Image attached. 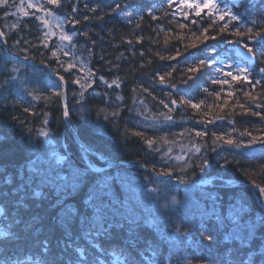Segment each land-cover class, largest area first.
I'll use <instances>...</instances> for the list:
<instances>
[{"label": "trees", "instance_id": "obj_1", "mask_svg": "<svg viewBox=\"0 0 264 264\" xmlns=\"http://www.w3.org/2000/svg\"><path fill=\"white\" fill-rule=\"evenodd\" d=\"M22 2L26 6L27 0L0 5V31L7 33L6 44L19 57L12 58L0 38V84L7 81L0 87V264H264V202L252 186L264 190V144L235 148L220 142L212 148L211 137L212 132L227 134L233 127L238 129L237 139L245 129L264 135L258 131L264 128L259 117L239 115V104L248 105L244 91L256 94L261 92L259 85L250 89L247 83H211L222 78L216 71L220 67H246L250 80L264 79V40L245 37L237 44L234 35L236 28L264 32V0H214L237 20L218 22L216 28L230 23L226 33L210 30L208 35L215 39L188 51L184 47L192 34L200 35L211 23L207 11L200 18L190 11L185 19L177 11L179 5L169 0H62L63 6H51L52 10L71 18L76 4V18L82 21L64 30L69 35L88 30L89 37L78 34L61 46L59 29L53 27L57 35L45 48L40 38L46 29L34 19L33 10L27 17L17 11ZM85 3L89 8L98 5L97 12L85 10ZM117 3L121 7L111 12ZM149 11L168 15L153 21ZM84 15H104V20L83 21ZM179 23L187 28L179 29ZM12 24L17 28L11 29ZM138 36L143 39L137 41ZM25 39L30 44H24ZM244 43L255 50L253 64L236 54V47ZM177 49L183 54L175 60L162 61L155 55H175ZM200 59L213 64L183 83L185 70ZM68 63L75 67L69 69ZM173 65L176 71L160 84L159 76ZM50 71L65 78L69 118L79 138L98 156L131 166H110L78 144L64 120L61 84ZM89 74L91 88L83 89L81 98L80 84L74 81L85 83ZM100 76L108 85L119 78L120 86L109 87ZM170 83L177 87L170 88ZM228 91L235 95L228 98ZM168 92L176 105L169 103ZM216 92L221 93L219 99ZM37 95L51 99H35ZM225 98L228 105L221 111L217 105ZM160 100L173 109L171 121L148 118L168 111ZM187 101L203 103L195 110ZM114 111L119 115L113 116ZM42 112L48 114L46 120ZM216 115L226 119L200 122ZM152 124L156 126L146 127ZM195 131L208 135L196 137ZM146 139L154 141L153 148ZM193 145L205 151H190ZM180 155L188 161L186 166L175 159ZM168 174L172 178H160ZM207 178H213L210 184H199Z\"/></svg>", "mask_w": 264, "mask_h": 264}, {"label": "snow or ice", "instance_id": "obj_2", "mask_svg": "<svg viewBox=\"0 0 264 264\" xmlns=\"http://www.w3.org/2000/svg\"><path fill=\"white\" fill-rule=\"evenodd\" d=\"M173 3H176L179 5V8L177 9V11H179L180 15L182 17H184L185 19L190 18V11L194 12L195 17H197V18L202 17V14L205 11H207L208 20L211 21V23L208 24V27L203 28L200 35H196L195 33L192 34V38L190 39V42L185 45L184 51H188L189 49H196V48H198V45L204 44L206 41H208L210 39H215L216 38L215 36L208 35L210 30L216 32L218 35H223L224 33H226L230 27V23H222V26H220L219 28H216L215 25L218 22H224L226 20L231 22V21L237 20V17L235 15H233L231 12L221 11L217 7V5L214 3V0H169V4H173ZM0 5H2L4 7H10L11 6L9 4V0H0ZM51 6H55L57 9L61 8L63 6L62 0H43V2H40V0H27L26 6L24 5L23 2L17 6V11L22 13L25 17L29 16V14H30L28 11L29 9L33 10L32 15H33L34 19L38 20L40 22V24L43 25L44 28L46 29L43 33V36L40 38V43L45 48L48 47V43H47L48 39H50L52 36L57 35V33L55 31H53V27L59 29L58 37H59V42H60L61 46L64 45V42H71L73 40V37L78 35V34H82L84 37H89V31L88 30H85L83 33H78L76 31H73L71 35H69L64 30L65 25H67V24L78 25L82 22L81 19L76 18L77 12H78V8H77L76 4L72 5V16H71V18H69L68 16L57 15L56 12H54L52 10ZM120 7H121V5L117 3V4H115L114 7H110V11L111 12L118 11ZM84 8H85V10L95 14L97 12L99 6L97 5V6L89 8L88 4L85 3ZM180 8L184 9V11H180ZM37 13H40V14L37 15ZM8 15H9V13H5V17H7ZM13 15H15V14L13 13ZM148 15L151 17V19L153 21H159V20L164 19V17H166L168 15V13L166 11H164L162 16H156V15L152 14V11H149ZM172 15L175 16L176 13L174 12V13H172ZM82 20L83 21H91V20L103 21L104 15H91V16L84 15L82 17ZM139 20L143 21L144 16H140ZM52 21H55V25L52 24ZM197 22L198 21H196V20L192 21L193 24H196ZM129 23H131V21H129ZM140 26H141L140 23H136V25H135L136 28H140ZM9 27L11 29H16L17 25L12 24ZM157 27L160 28V31H163V28H161L159 24H157ZM178 27H179V29L183 30V29L187 28V25L184 23H179ZM6 35H7L6 32L0 31V38L5 37ZM234 35L238 38L235 41L237 44H239L241 42V39L245 38V37L247 39H252V40H256V39L264 40V32L257 31L255 33H253L252 28H248L246 32L241 31L239 28H236ZM136 39H137V41H140L143 39V37L138 36ZM177 39H180V36H177ZM22 42L24 44H30V41H28L26 39L23 40ZM91 42L93 44H95V41H91ZM152 42L156 43L155 40H153ZM168 42H169L168 38L166 37L164 40V44L167 45ZM14 43L18 47L19 44L21 43V40L18 39ZM132 43H133V41H131V40L128 41L129 45H131ZM35 46L36 45H32V47H35ZM243 48L246 49L249 56H251L253 59H255V50L252 47H250L247 43H244ZM24 51L27 52V48H25ZM51 54L53 57L57 56L56 51H53ZM182 54L183 53L179 49L176 50L175 55L165 56V55H162L160 52L155 53V55L158 56L159 59L162 61L163 60H175L177 56H181ZM64 55L67 56L68 53L64 52ZM133 55H135V53H133ZM140 55L143 56L144 53L141 52ZM122 57H123V53H121V56L117 57V59H120ZM262 57H264V56H262ZM28 58L34 59V57H28ZM101 59H103V57H101ZM42 62H44V61H42ZM148 63H151V61H148ZM212 64H213V61H211V60H205V59L194 60V63L185 70V72L187 73V79L183 80V83H187L188 80H191L198 72L201 71V69H204V68H206ZM67 67L69 69H71V68L75 67V65L72 63H68ZM227 67L229 69H231V65H228ZM83 70H84V68L82 67L81 71H83ZM12 71L17 72L18 69L13 68ZM53 71L55 72L56 70L53 69ZM175 71H176V67H175V65H173L171 70L168 71L167 73H165V75L159 76L158 82L160 84L167 83L166 77H171L173 75V72H175ZM216 71L221 74L222 78L212 79L211 83L213 85L223 86V85H231L235 82H239V83H247L249 85L250 89H255L258 85L261 87V92H257L256 94H253V91H250V90L244 91V97L247 99L248 105L246 106L245 104H239V107L243 110L241 113H239V115H251L254 117H259L261 125H264V79L250 80L249 79L250 73L246 67H238L234 71L233 70L226 71L224 67H220V68L216 69ZM261 71H262V73H264V69H262ZM229 77L231 79H229ZM12 79H16V77H12ZM64 79L65 78L63 76H60L61 81H63ZM88 80H91V74H89L85 83H81L79 79L74 81V83L80 84L81 91H80L79 95L81 98L84 96L83 89L91 88V83H88ZM99 80L101 82H103L105 85H108V81L105 80V78L103 76H100ZM6 83H7V81H5V84ZM5 84H0V87H4ZM108 86L109 87H119L120 86L119 78L113 79L111 81V84ZM169 87L175 89L177 87V85L175 83H170ZM143 91L148 92V89L143 88ZM204 91L207 92V89H204ZM57 95H59V94H57ZM166 95H167L169 103L171 105H176L178 103V101L176 99L172 98V95H173L172 92H168V93H166ZM234 95H235V93L233 91L227 92L228 98H231ZM215 96L217 99H219L221 96V93L216 92ZM34 98L35 99H44L45 101H49L51 99L48 96H40V95H37ZM116 98L118 100L123 99L122 96H117ZM153 99H155V97H153ZM169 103H165L164 100H160L159 104L162 105L165 109H168V111L167 112H160V113H158L152 117H148V118L152 119L153 121H156L160 118H163V120H165V121H171L173 119V117L171 115L173 109L169 107ZM183 103L184 102L181 101V105ZM187 103L191 106L192 109L199 110L201 108V104L203 103V101H201L200 103H193L191 101H187ZM227 105H228V99L225 98L224 103L217 105V107L221 111H223L227 107ZM236 106L237 105L234 104L232 107L235 108ZM209 107H211V105H209ZM25 112H27V109H25ZM41 115H43L45 117V120L47 119L48 114L46 112H42ZM65 115H67V112L65 113ZM112 115L117 116V115H119V112L114 111L112 113ZM205 115H211V113H205ZM225 119H226V117L223 115H216L213 117V119H209L207 121L201 120L200 122L205 123V124H212V123H214V121H217V120L223 121ZM229 123H234V121L229 120ZM155 126H156L155 124L146 125V127H155ZM237 131H238V129L233 127V128H231V130L227 134H225L224 132H220L219 134L217 132H212L211 133L212 148L219 146L220 142H223L224 145L234 146L235 148H242L246 144H254L257 142L264 144V135H255V134H253L252 131L245 129L244 131L239 133V138L237 139L234 137V134ZM258 131L264 132V128L258 129ZM133 134L144 137V134L140 133V132H136ZM206 135H208V133L206 131H195L196 137L203 138ZM244 137H248L247 141H245ZM159 139L162 141H165V137H160ZM145 141L149 146H151L152 148L154 147V141L152 139H146ZM171 151H172V149L169 148L168 152L165 153V156H168V154ZM190 151L200 153L202 151H205V149H203L202 146L193 145V147L190 149ZM175 159L177 161H182L185 166L188 163L187 160H184V157L182 155L176 156Z\"/></svg>", "mask_w": 264, "mask_h": 264}, {"label": "water", "instance_id": "obj_3", "mask_svg": "<svg viewBox=\"0 0 264 264\" xmlns=\"http://www.w3.org/2000/svg\"><path fill=\"white\" fill-rule=\"evenodd\" d=\"M2 41H3V47H4V50L14 59H19V57L17 55H13L7 44H6V41H5V37H2L1 38ZM236 54L238 57H240L242 60L246 61L247 63L249 64H253L255 62V59H253L251 56H249V54L247 53L246 49H244L243 47L241 46H237L236 47ZM60 82L61 84V87H62V100H63V109H64V120L68 126V128L70 129V131L73 133L76 141L78 142V144L80 146H82L84 149H86L87 152L95 155V156H98V153H96L95 151H93L91 148H89L78 136L76 130L72 127L71 125V122H70V116H69V112H68V106H67V84L65 82V80L61 81L60 80V76L56 75L53 71H50ZM67 112V115H65V113ZM100 156V155H99ZM101 160L103 162H105L106 164L110 165V166H115V165H126V166H131L132 164L131 163H128V162H119V163H115L114 161L110 160V159H107L105 157H102L100 156ZM141 169L151 173L153 176L155 177H158V175L150 168L148 167H145V166H142V165H138ZM160 178H172V176L170 174L168 175H162L160 176ZM213 178H207L203 181H200L199 184L201 185H208L211 183ZM229 184H232V185H235V184H238L239 182L238 181H232V180H226ZM253 187H255L262 195L263 199H264V190L262 188H260L259 186H256V185H252Z\"/></svg>", "mask_w": 264, "mask_h": 264}, {"label": "rangeland", "instance_id": "obj_4", "mask_svg": "<svg viewBox=\"0 0 264 264\" xmlns=\"http://www.w3.org/2000/svg\"><path fill=\"white\" fill-rule=\"evenodd\" d=\"M91 154V153H90ZM98 157H100V156H98ZM101 159V158H100ZM107 159H109V158H107ZM111 160V159H110ZM228 183V182H227ZM229 184V183H228ZM260 193V192H259ZM260 195H261V193H260ZM262 196V195H261ZM262 199H263V197H262ZM263 202H264V199H263Z\"/></svg>", "mask_w": 264, "mask_h": 264}]
</instances>
